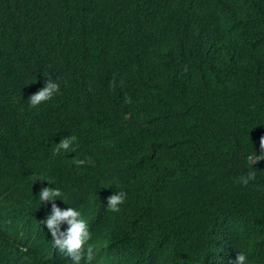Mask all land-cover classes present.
Instances as JSON below:
<instances>
[{
	"label": "trees",
	"instance_id": "trees-1",
	"mask_svg": "<svg viewBox=\"0 0 264 264\" xmlns=\"http://www.w3.org/2000/svg\"><path fill=\"white\" fill-rule=\"evenodd\" d=\"M48 76L60 92L30 107ZM261 137L264 0H0V264H72L49 186L91 264H264V160L238 182Z\"/></svg>",
	"mask_w": 264,
	"mask_h": 264
},
{
	"label": "clouds",
	"instance_id": "clouds-1",
	"mask_svg": "<svg viewBox=\"0 0 264 264\" xmlns=\"http://www.w3.org/2000/svg\"><path fill=\"white\" fill-rule=\"evenodd\" d=\"M60 77L53 80L48 76L44 86L28 98L29 106L32 108L38 107L41 103L51 100L57 93L60 92V85L58 83ZM113 80L110 86L114 85ZM126 103H131V98H125ZM77 140L75 135L64 137L56 145L55 153L59 154L61 150L66 153L73 152V143ZM249 168L246 174L238 177V182L247 186L250 181L256 179V173L252 171V166L264 160V137L260 139V153L249 155L247 157ZM73 162L77 166H82L87 163L84 159H74ZM37 180H40L37 178ZM36 180V181H37ZM42 181V180H41ZM51 185L52 183L49 182ZM62 195V191L58 187H43L39 193V199L46 202H52L51 212L41 221L46 225L48 231L51 233L53 246L58 248L62 253L71 257L72 264H91L94 259L95 248L90 243L92 240V233L87 222L82 218V214L76 208L67 207L61 208L55 201L57 197ZM127 193L119 190L108 197L107 210L110 212H119L120 206L126 202ZM64 201V200H63ZM67 224L66 230H61L62 224ZM229 264H248V256L243 252H238L235 259L229 261Z\"/></svg>",
	"mask_w": 264,
	"mask_h": 264
}]
</instances>
